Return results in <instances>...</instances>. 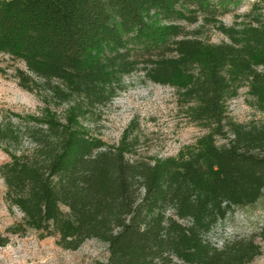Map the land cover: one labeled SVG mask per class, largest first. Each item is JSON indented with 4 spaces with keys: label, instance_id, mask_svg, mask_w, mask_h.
<instances>
[{
    "label": "trees",
    "instance_id": "obj_1",
    "mask_svg": "<svg viewBox=\"0 0 264 264\" xmlns=\"http://www.w3.org/2000/svg\"><path fill=\"white\" fill-rule=\"evenodd\" d=\"M248 0H0V54L21 87L42 86L58 104L35 124V147L0 164L4 200L21 217L0 234L54 237L66 250L106 245L94 264H247L261 254L264 225L214 247L203 239L237 206L264 192V119H228L226 101L243 81L264 115V16L226 26L221 16ZM264 8L255 0L251 11ZM200 21L228 42L187 31ZM134 73L181 92L192 121L209 127L176 155L134 157L125 130L116 144L92 136L82 119L111 101ZM230 133L222 145L217 135ZM12 134L0 130V134Z\"/></svg>",
    "mask_w": 264,
    "mask_h": 264
},
{
    "label": "rangeland",
    "instance_id": "obj_2",
    "mask_svg": "<svg viewBox=\"0 0 264 264\" xmlns=\"http://www.w3.org/2000/svg\"><path fill=\"white\" fill-rule=\"evenodd\" d=\"M255 0L243 2L234 10L221 16L226 26L253 22L264 16V8L251 11ZM200 21L185 24L187 31L208 43L228 42L229 39L210 23L200 26ZM22 64L0 54V130L13 132L0 134V164L9 160L4 149L23 152L36 145L32 131L35 124L27 120L28 115L40 116L49 108L61 115L66 104H58L42 86L25 89L15 76L14 68ZM264 73V67H259ZM123 88L104 105L93 107L82 119L83 125L92 136L108 145L116 144L122 133L128 129L129 138L134 140V157L146 160L152 157H168L178 153L185 146L209 132L210 128L192 121L189 105L181 92L169 85L146 80L141 73L123 78ZM226 115L229 120L249 126L259 124L264 115L250 94L247 81H243L234 97L226 101ZM224 135L215 137L222 145L231 135L224 129ZM5 184L0 176V234L20 219L18 209H9L4 200ZM264 225V192L252 205L237 206L229 210L225 218L218 220L203 235V239L214 247H221L225 241L248 237ZM261 254L247 264H264V242L260 241ZM108 256L106 245L98 240H86L76 250H66L55 244L54 237L39 239L29 231L23 236L12 235L5 246H0V264H94Z\"/></svg>",
    "mask_w": 264,
    "mask_h": 264
}]
</instances>
